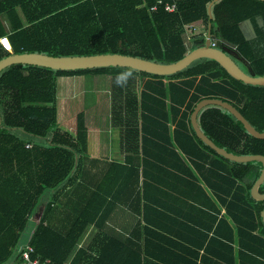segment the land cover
I'll use <instances>...</instances> for the list:
<instances>
[{"label":"trees","instance_id":"16d2710c","mask_svg":"<svg viewBox=\"0 0 264 264\" xmlns=\"http://www.w3.org/2000/svg\"><path fill=\"white\" fill-rule=\"evenodd\" d=\"M171 1L0 0V39L8 37L12 44L7 49L0 42V61L13 53L39 52L121 53L173 63L206 44L212 22L213 36L232 44L248 61L244 70L264 76V0H179L178 9L168 12L165 3ZM3 14L11 20V33ZM247 20L256 30L253 40L241 27ZM195 23L204 30L192 33L188 46L187 26ZM78 75H111L113 125L139 152L111 162L81 204L72 206L63 198L81 178L88 180L89 133L85 112L78 115L76 135L61 128L58 78ZM204 98L232 103L264 132V86L233 77L210 58L167 76L129 67L54 70L14 64L4 69L0 264L19 257L32 231L36 255L53 264L71 257L73 264H264V200L252 196L263 162L232 161L199 138L191 117ZM199 122L220 147L264 155V139L250 134L228 110L209 106ZM260 190L264 193V183ZM49 193L37 223L32 217ZM120 205L139 216L126 236L105 231ZM92 227L96 235L78 248Z\"/></svg>","mask_w":264,"mask_h":264},{"label":"crops","instance_id":"0c3cea01","mask_svg":"<svg viewBox=\"0 0 264 264\" xmlns=\"http://www.w3.org/2000/svg\"><path fill=\"white\" fill-rule=\"evenodd\" d=\"M21 12V11H20ZM21 19L26 23L25 16L23 13H20ZM3 23L8 32H12V23L10 18L7 14L2 15ZM261 24L262 19L259 20ZM27 24V23H26ZM197 29L195 31H187L186 32V39L191 42V35L192 33L201 34L203 32L204 25L202 23H195L194 24ZM242 30L245 36L249 40H253L257 37L256 30L254 25L251 21L247 20L241 23ZM208 37V33L206 34ZM216 41L222 40V48L227 51L237 62H242L246 67L249 66L248 61L241 56L237 51L236 48L222 38H216ZM239 63V62H238ZM240 64V63H239ZM97 76V75H92ZM111 77V75H109ZM89 75H78V76H62L58 78V100L61 104V108L58 105V120L59 124L62 129L71 132L73 135L77 134V125H78V115L81 112H85L82 109L84 107H88L84 105L85 100L90 98L87 93V85L89 84ZM112 80V77H111ZM111 91V98L112 100V84L110 86ZM81 95L82 98L78 99V96ZM101 100V99H100ZM94 103V102H93ZM96 103V102H95ZM95 105V104H94ZM73 114V115H72ZM86 115V122L88 126V142H89V154L90 158L87 159L86 164V172L88 174V180L86 178H81L77 185L69 190V194L67 197L63 198L64 202L71 201L72 206L81 202V198L84 194H89L91 189H94L99 179L102 177L105 170L108 168L109 164L113 161H126L128 155L130 154H138L139 148L131 141L129 142L125 135H123L119 130L117 132L118 139L117 143L111 141L113 137L114 129L116 128L113 125L112 120L110 121L109 126L105 125H91L89 124V120L94 121V118H87ZM94 117V116H93ZM113 129V131H112ZM137 143V141H135ZM78 190V192H76ZM51 194H47L44 197L42 205L40 206L39 210L33 215V220H40L43 216L44 206L49 202ZM81 204V203H80ZM139 222V216L128 206V205H120L116 208L114 213L111 216L110 221L107 224L105 229L106 232L111 234H116L119 236H126L130 234L134 227ZM178 225V229L182 235L187 236L188 232L181 227L180 221L176 222ZM93 228V227H92ZM91 228V229H92ZM97 233V229L94 228ZM89 232V231H88ZM33 233V231H32ZM31 233V234H32ZM31 236V235H30ZM29 236V238H30ZM85 240L82 241V245H85ZM92 239L89 240L90 243ZM18 258L13 259L8 264H14Z\"/></svg>","mask_w":264,"mask_h":264},{"label":"water","instance_id":"95a60500","mask_svg":"<svg viewBox=\"0 0 264 264\" xmlns=\"http://www.w3.org/2000/svg\"><path fill=\"white\" fill-rule=\"evenodd\" d=\"M217 1V0H216ZM211 19L213 18V3L209 8ZM213 23L209 25V32L206 44L195 49L189 50L187 55L177 62L161 63L134 55H126L121 53H108L97 55H74V56H54L39 52L13 53L0 61V74L4 69L14 64L35 65L54 70H80L95 69L101 67H129L140 72H147L156 75H173L186 68L193 62L202 58H210L217 60L233 77L242 80L248 84L264 86V76H254L246 72L242 66L222 48V40H218L213 45L215 37L212 34ZM216 105L222 107L240 120L248 130L256 138L264 139V132L259 131L244 116V114L232 103L220 98H204L195 107L191 120L193 127L206 144L212 147L220 155L235 162H263V171L260 178L256 181L252 188V196L256 200L263 201L264 193L260 188L264 183V155H239L228 151L227 149L217 145L203 130L199 122L200 113L209 106ZM3 127L2 116L0 113V129ZM264 220V211L262 212Z\"/></svg>","mask_w":264,"mask_h":264},{"label":"rangeland","instance_id":"374dc122","mask_svg":"<svg viewBox=\"0 0 264 264\" xmlns=\"http://www.w3.org/2000/svg\"><path fill=\"white\" fill-rule=\"evenodd\" d=\"M187 42H188L187 43L188 46H190L191 42L189 41ZM238 62L243 67V69H247V67L242 62L240 61ZM88 80H89V84L87 85L88 86L87 93L88 96L91 97L85 100L84 105H87L88 107L85 106L84 109L82 110L86 112L87 118H94V121L89 120L88 122L89 124L109 126L110 121L112 120V111H113V102L112 100L110 101L111 98L110 86L112 84L111 77L109 75H97V76L89 75ZM81 98L82 96L79 95L77 100H80ZM58 105L61 108V104L59 100H58ZM113 129L114 132L111 141L117 143L118 128H113ZM95 235H96V230H94V228L90 229L89 232L86 234L85 245L89 244L88 243L89 240L93 239Z\"/></svg>","mask_w":264,"mask_h":264},{"label":"built area","instance_id":"2783aa9c","mask_svg":"<svg viewBox=\"0 0 264 264\" xmlns=\"http://www.w3.org/2000/svg\"><path fill=\"white\" fill-rule=\"evenodd\" d=\"M178 1L179 0H172L171 2L165 3V9L168 12H175L178 9ZM158 4H164L163 0H159ZM158 5L152 7V10H157ZM188 31H195L197 27L194 24L187 26ZM7 40L9 43V46H7L3 41ZM0 42L7 48L12 49L11 41L8 37H2L0 39ZM217 43L216 40L213 41V45L215 46ZM28 147H31V145H28ZM37 223L40 222V220H35ZM33 234V233H32ZM32 234L27 242H25L20 250H19V257L17 261L14 264H53V261L50 258H42L41 256L36 255V249L34 245L31 243ZM83 247L82 244L79 245L78 248ZM74 257H71L69 260H67L64 264H73Z\"/></svg>","mask_w":264,"mask_h":264}]
</instances>
